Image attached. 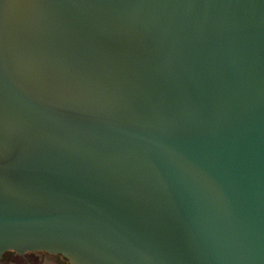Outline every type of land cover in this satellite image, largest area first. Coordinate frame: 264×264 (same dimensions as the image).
<instances>
[{
    "label": "water",
    "instance_id": "obj_1",
    "mask_svg": "<svg viewBox=\"0 0 264 264\" xmlns=\"http://www.w3.org/2000/svg\"><path fill=\"white\" fill-rule=\"evenodd\" d=\"M0 258L264 264V0H0ZM81 85L46 93L29 62ZM27 243L58 247L25 249Z\"/></svg>",
    "mask_w": 264,
    "mask_h": 264
},
{
    "label": "snow or ice",
    "instance_id": "obj_2",
    "mask_svg": "<svg viewBox=\"0 0 264 264\" xmlns=\"http://www.w3.org/2000/svg\"><path fill=\"white\" fill-rule=\"evenodd\" d=\"M52 2L79 4V3H107L112 0H52ZM6 26L0 16V171L3 169V136L5 127L6 90L3 76L4 52H5ZM29 71L37 82V85L46 93H66L80 87L79 74L74 66L66 64L63 60L49 62L47 60H33L29 62ZM16 247L21 253L27 249L46 248L48 251H59L54 245L43 243H27L21 245H8Z\"/></svg>",
    "mask_w": 264,
    "mask_h": 264
},
{
    "label": "flooded vegetation",
    "instance_id": "obj_3",
    "mask_svg": "<svg viewBox=\"0 0 264 264\" xmlns=\"http://www.w3.org/2000/svg\"><path fill=\"white\" fill-rule=\"evenodd\" d=\"M0 264H69V262L59 254L43 251L27 252L22 255L7 251L1 256Z\"/></svg>",
    "mask_w": 264,
    "mask_h": 264
}]
</instances>
